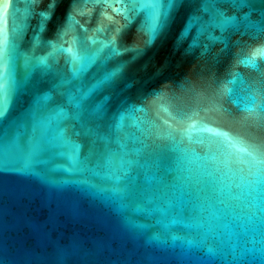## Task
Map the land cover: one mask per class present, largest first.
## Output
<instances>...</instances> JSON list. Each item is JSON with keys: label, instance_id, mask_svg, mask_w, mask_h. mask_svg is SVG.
Listing matches in <instances>:
<instances>
[{"label": "water", "instance_id": "water-1", "mask_svg": "<svg viewBox=\"0 0 264 264\" xmlns=\"http://www.w3.org/2000/svg\"><path fill=\"white\" fill-rule=\"evenodd\" d=\"M152 3L0 0V264H264V0Z\"/></svg>", "mask_w": 264, "mask_h": 264}, {"label": "snow or ice", "instance_id": "snow-or-ice-1", "mask_svg": "<svg viewBox=\"0 0 264 264\" xmlns=\"http://www.w3.org/2000/svg\"><path fill=\"white\" fill-rule=\"evenodd\" d=\"M175 6L174 0H168V2L162 3V0H153L151 5V24L149 27V42L154 39L163 28L166 26L169 18L170 10ZM9 45V40L6 32L0 31V61L3 60V56L5 51L7 50ZM140 49H137V54L140 53ZM261 56H264V49L256 50V53ZM111 57H115L120 55V50L115 46L114 40L111 42L110 53ZM112 78V73L105 72L99 81H97V87H102ZM9 103V97L4 93L3 84H0V110L4 114L7 111V106ZM257 164L264 163V160H256Z\"/></svg>", "mask_w": 264, "mask_h": 264}]
</instances>
